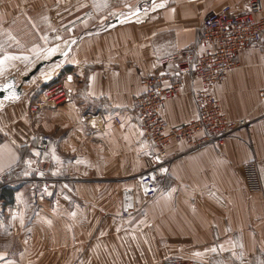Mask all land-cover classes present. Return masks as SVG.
I'll return each instance as SVG.
<instances>
[{"label":"crops","instance_id":"obj_1","mask_svg":"<svg viewBox=\"0 0 264 264\" xmlns=\"http://www.w3.org/2000/svg\"><path fill=\"white\" fill-rule=\"evenodd\" d=\"M97 1L0 0V34L6 35L0 37L13 45L15 20L22 14L23 23L30 11L53 14L55 29H63L69 15L99 11ZM150 4L102 32L75 40L68 60L37 79L35 92L61 80L70 100L42 110L34 124L27 86L11 75L22 95L3 100L0 107V174L14 173L36 152L39 132L51 133L54 140L41 157L40 169L50 179L37 184V198L30 186L5 188V202L19 209L0 213V254H5L0 264H162L169 255L205 264L264 262V45L241 52L239 65L214 89L226 116L249 124L220 146L186 152V141H172L168 153L180 156L163 190L143 210L121 217L120 191L138 189L135 176L150 165L149 143L134 112L143 77L161 69L160 57L180 48L197 45L202 51L198 38L209 11L230 5L242 13L249 0ZM6 54L16 52L8 49L0 57ZM5 72L0 71V84L10 76L3 78ZM199 87L194 76H186L181 92L168 100L162 112L172 126L198 117ZM254 160L262 182L257 191L246 180L245 164ZM136 200L141 209L140 193Z\"/></svg>","mask_w":264,"mask_h":264},{"label":"built area","instance_id":"obj_2","mask_svg":"<svg viewBox=\"0 0 264 264\" xmlns=\"http://www.w3.org/2000/svg\"><path fill=\"white\" fill-rule=\"evenodd\" d=\"M262 14V0H249L247 10L242 13H234L230 5L209 11L204 17L198 38V45L202 46L203 50H199L197 45H190L162 56L158 59L161 69L143 77V92L135 98L134 112L142 137L149 143L150 165L136 174L138 189L124 187L120 191L122 218H129L143 209L163 190L172 164L180 156L177 153H168L167 148L172 141H186L189 146L186 152L210 145L220 146L229 136L249 124L245 119L230 120L216 98L214 89L239 65L238 57L241 52L264 45ZM186 76H194L200 82L195 96L198 117L187 124L172 126L162 110L168 100L181 92ZM260 96L264 99V91L260 92ZM69 100L70 91L65 83L61 80L53 81L43 86L30 102L29 116L34 117L46 108L58 107ZM261 120L264 126V116ZM114 121L121 123L118 116L114 117ZM35 139L36 152L32 156L33 159H40L50 150L53 137L50 133L39 132ZM27 161H31V164L26 163ZM20 168L18 166L17 174L13 171L0 174V213L5 212L7 206L3 197L5 188L34 182L32 190L37 195V184L45 180L41 175L39 163L30 158H25ZM161 169L166 171L162 172ZM245 169L248 188L252 191L260 190L262 182L257 161L248 162ZM25 171L30 174L24 175ZM137 193L143 197L141 209L136 200ZM11 209L16 212L19 207L11 204ZM162 264L205 263L184 256L169 255L162 260Z\"/></svg>","mask_w":264,"mask_h":264},{"label":"rangeland","instance_id":"obj_3","mask_svg":"<svg viewBox=\"0 0 264 264\" xmlns=\"http://www.w3.org/2000/svg\"><path fill=\"white\" fill-rule=\"evenodd\" d=\"M97 2H98L97 4L100 5V7H97L98 9H100L99 11H96L94 13L88 12V13L73 14V17H70L69 15L68 18L64 20V22H67V25H65L63 29H57V30L54 27V22L52 21L54 18H53V14L51 13H46L43 11L42 12L30 11L28 14L27 13L24 14L25 20L23 21V23H19V20H21L23 16L21 14L19 16L21 19L15 20L16 29L12 30V33H14V37L16 40L15 43L13 45L7 44L8 41L5 38L0 37V55H2L3 52L8 51L9 49V51L11 50L16 52L17 56L20 55L30 56L32 62L26 63L22 59L13 60L11 62L5 61L3 65V69L6 72L4 73L3 78L9 75H10L9 77H11L12 74H16V78L20 81V83L27 86L26 88L28 90V96L31 95L30 102L33 101L35 97L39 94L38 91L35 92V88L38 86L37 79H39L41 75H42L41 77L47 78L46 73L55 71L63 64V62L68 60L65 57L63 59H58V60L55 59V56L57 54H60L59 53L60 51L56 52L55 54H53L52 56L46 59L37 58L31 51L34 45H38L43 48V47H53L56 44H59L64 51L66 49V47L64 46V41H69L72 39L79 40L84 36H88L93 33L102 32L107 27L113 25L115 21L119 18L120 21H122L135 14H138L139 12L147 10L151 5L150 3H152V0H124V2L123 0H98ZM135 4H138V6L133 7ZM130 7L133 8L128 11L119 12L120 10ZM137 9H139V11H137ZM149 14H150L149 11H146L145 15H149ZM45 17H47V19H45ZM68 24H70L71 26ZM53 30H56L57 32ZM2 35L6 37L4 33H2ZM45 35H47L49 38L47 44H45V42L41 39V37ZM56 36H60L62 37V39L55 40L54 37ZM41 61H46L47 64L44 65L41 69H39L37 72L31 74V72L35 70L37 66L36 64L40 63ZM57 65L59 66L57 67ZM26 77H29V79L25 80ZM36 116L34 117L29 116V120L32 124L35 123V120L37 118ZM29 158L32 159L34 162L39 163V165L41 164V158L33 159V156H30ZM22 163L23 162L18 164L19 168ZM18 166L14 174H17ZM40 172L43 173L42 171ZM22 174L23 173L21 171L20 175ZM42 175L45 179H50V177H48L47 175L45 174ZM33 185H35L34 182H32V184H25L23 186H30V188L32 189ZM38 196H39V192L37 195L34 194L33 197L37 198ZM5 207L6 209L9 207L10 212H6L5 209V212H2L3 214L15 213L12 211L11 205L10 206L7 205Z\"/></svg>","mask_w":264,"mask_h":264},{"label":"snow or ice","instance_id":"obj_4","mask_svg":"<svg viewBox=\"0 0 264 264\" xmlns=\"http://www.w3.org/2000/svg\"><path fill=\"white\" fill-rule=\"evenodd\" d=\"M104 6H107V5H104ZM97 7H100V5H97ZM159 7H163V4H160ZM137 11H139V9H137ZM45 19H47V17H45ZM53 31H55V30H53ZM41 39L45 42V44H47L49 38H48L47 35H45V36H42ZM54 39L55 40H61L62 37L56 36V37H54ZM75 43H76L75 39L71 40L70 42L69 41H64V46L66 48L70 49L71 44H75ZM31 51L37 58H41V59H46V58L52 56L53 54H55L58 51H60L62 53V55L65 56V58L68 56V52L63 51V49L60 47L59 44H56L53 47H43V48L38 46V45H34ZM21 59L23 61H25L26 63H31L32 62L31 61V57L27 56V55L17 56V55L6 54V55L0 57V71L3 70V65H4V62L6 60H21ZM58 66L59 65H57V67ZM71 79H72L71 76H69L68 80L71 81ZM3 88L5 90L12 89V91H10L9 95L5 96L4 99L15 100V99L19 98L18 94L14 90V86L12 84L3 85ZM0 107H3V100H0ZM0 132H4V129L2 127H0ZM4 134L7 135L6 132ZM36 155H39V153H36ZM157 159H159V157H157ZM26 163L31 164V161H27ZM0 171H2V168H0ZM161 171L163 172V171H166V170L165 169H161ZM29 174L30 173L28 171L24 172V175H29ZM42 174L43 173H41V175ZM146 191H147V189H146ZM19 215H20V223L23 225V223H24L23 215L22 214H19ZM73 215H75V213H73ZM15 218H16V216L14 215L13 219H15ZM241 247H242V245H241ZM4 255L5 254H0V260L3 259ZM9 264H11V262H9ZM262 264H264V262H262Z\"/></svg>","mask_w":264,"mask_h":264},{"label":"water","instance_id":"obj_5","mask_svg":"<svg viewBox=\"0 0 264 264\" xmlns=\"http://www.w3.org/2000/svg\"><path fill=\"white\" fill-rule=\"evenodd\" d=\"M118 22H120V18L117 19L114 24H116ZM73 45L74 44H71L70 49L69 48H66L64 51L68 52V54H69L71 52V50H72ZM63 57H65V56H63L62 53H60V54H58V55L55 56V59L58 60V59H61ZM46 64H47L46 61H41L40 63L37 64L35 70H33V72H31V74L37 72L39 69H41ZM28 79H29V77H26L25 78V80H28ZM6 84H12L14 86V90L18 94V97L19 98L21 97V95H22V88H21V86L18 85L16 78L14 76H11L4 83L0 84V100L8 101L7 99H4V97L5 96H8L9 93H10V91H12V89L5 90L3 88V85H6Z\"/></svg>","mask_w":264,"mask_h":264},{"label":"trees","instance_id":"obj_6","mask_svg":"<svg viewBox=\"0 0 264 264\" xmlns=\"http://www.w3.org/2000/svg\"><path fill=\"white\" fill-rule=\"evenodd\" d=\"M5 192H7L6 189L3 190V196H5Z\"/></svg>","mask_w":264,"mask_h":264},{"label":"bare ground","instance_id":"obj_7","mask_svg":"<svg viewBox=\"0 0 264 264\" xmlns=\"http://www.w3.org/2000/svg\"><path fill=\"white\" fill-rule=\"evenodd\" d=\"M54 67V66H53ZM42 76V75H41ZM31 82H32V80H31Z\"/></svg>","mask_w":264,"mask_h":264}]
</instances>
